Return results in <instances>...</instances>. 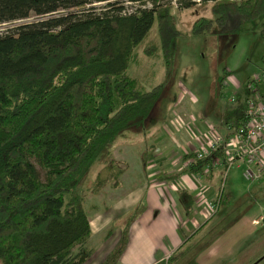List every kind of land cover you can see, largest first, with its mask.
<instances>
[{
	"label": "trees",
	"instance_id": "obj_1",
	"mask_svg": "<svg viewBox=\"0 0 264 264\" xmlns=\"http://www.w3.org/2000/svg\"><path fill=\"white\" fill-rule=\"evenodd\" d=\"M124 1L143 7L122 14ZM159 1L0 0V24L11 23L0 30V264H83L90 256V225L74 190L103 151L109 159L119 131L145 119L156 103L160 84L143 90L127 68L153 24L157 42L143 53L159 52L169 67L180 32ZM176 1L178 8L194 5ZM209 11L191 34L237 33L261 17L264 37V0H213ZM211 157L190 163L188 172L201 175ZM105 172L96 174L92 192L119 187L122 168L109 163ZM143 209L138 202L125 216L100 264L117 262Z\"/></svg>",
	"mask_w": 264,
	"mask_h": 264
},
{
	"label": "rangeland",
	"instance_id": "obj_2",
	"mask_svg": "<svg viewBox=\"0 0 264 264\" xmlns=\"http://www.w3.org/2000/svg\"><path fill=\"white\" fill-rule=\"evenodd\" d=\"M159 3L169 5L171 20L180 32L172 43L169 67L165 68L159 52L143 53L145 45L157 42L153 24L135 48V61L127 68L128 75L143 90L160 84L156 103L145 119L119 131L107 148L109 159L105 161L103 151L74 190L82 197L89 224H106L102 231L101 228L96 231L94 226L93 235L85 244L93 254L85 264H99L102 256L116 244L125 216L136 205L137 192L142 190V185L149 184L145 166L153 157L148 152L155 147L154 138L160 140L166 135V124L182 133L183 138L188 137V129L203 132L205 124L223 132L224 119L235 117L243 110L247 83L252 78L264 77L261 17L245 22L237 33H221L213 28L208 33L191 34L190 26L195 20L211 17L209 7L213 1L188 8H174L169 0ZM102 5L103 2L95 3L97 8ZM34 18L31 16L28 20ZM10 25L0 24V30ZM225 71L228 74L224 78L225 85L220 87L218 80ZM258 87L264 98V83ZM230 96L236 101L230 102ZM252 96L258 97L257 94ZM176 158L181 162V155ZM109 163L122 168L119 187L113 189L106 185L92 192L91 184L96 174L104 175ZM244 169L241 162L228 168L217 167L213 169V183L207 182V174L202 173L201 183L206 182L213 190L209 200L216 203L220 191L222 201L214 209L208 207L205 217L188 214L182 215L183 218L176 207H170L169 215L175 216L178 228L173 230L165 226L161 237L151 239L147 243L149 255L165 252L171 256L158 264H264V175L250 182L242 176ZM152 215L157 216L155 211ZM100 237L106 238L101 242ZM127 262L122 255L116 264Z\"/></svg>",
	"mask_w": 264,
	"mask_h": 264
},
{
	"label": "crops",
	"instance_id": "obj_3",
	"mask_svg": "<svg viewBox=\"0 0 264 264\" xmlns=\"http://www.w3.org/2000/svg\"><path fill=\"white\" fill-rule=\"evenodd\" d=\"M188 108L191 109L189 106ZM188 131L190 135H188L189 133L187 134L184 132L188 137L183 138L182 133L176 132L175 129L166 124V135L162 136V139L160 140H157L156 138L152 140L155 147H153L148 154L152 155L153 158L145 166V175L147 173L146 178L147 181H149V184L141 186L142 190L137 192V198L134 202L137 204L142 201L144 209L130 223L125 247L119 255V258L122 257V255L125 256L128 264H158L162 262L164 258L168 259L170 255L167 256L165 252L150 256L147 243L154 237H161L165 226L171 227L173 230L175 227L178 228L177 223L175 224L174 222L175 216L173 218L172 215H169L170 207H176L178 213H180V217L183 218L188 214H201L205 217L206 208L198 199L203 195L209 200V197L213 194V190L206 182L201 183L202 180L199 179V174L196 176L194 173L188 172L187 168L182 167V159L181 162L176 161V155H181L182 158L185 152L190 153L192 149H196L202 142L201 134L203 133L201 130L197 129L199 134L198 138L193 137L189 129ZM156 135H158V133H156ZM178 145L180 148L177 147ZM176 148H178L179 153ZM141 166L143 171V165ZM206 177L208 178V181L206 180L207 182L213 183L215 178L214 171L211 170ZM166 185L169 188H167ZM206 187L207 189L205 191L204 188ZM153 211H155L157 216L152 215ZM89 225L90 235L86 241L87 244L93 235L94 226L96 227V231L99 228H101L100 231H102V227L106 224ZM105 238L106 237H100V241H104ZM110 250L111 249H109L102 257L104 258ZM92 254L93 250H91L89 257H91ZM83 264H85V262Z\"/></svg>",
	"mask_w": 264,
	"mask_h": 264
},
{
	"label": "built area",
	"instance_id": "obj_4",
	"mask_svg": "<svg viewBox=\"0 0 264 264\" xmlns=\"http://www.w3.org/2000/svg\"><path fill=\"white\" fill-rule=\"evenodd\" d=\"M190 1L194 5L202 3L201 0ZM145 3L148 5L146 7L150 6V2L146 1ZM169 3L174 8H178L179 3L176 0H169ZM123 6L122 14L130 13L137 6L143 7L136 1H124ZM225 76L221 81L222 86L225 85ZM261 83H264V77L252 78L247 83L242 101L243 110L235 117L224 119L223 132H218L213 127L205 124V130L201 134V144L196 149H192L190 152L192 154L191 159L181 162L182 167L187 168L190 163L193 164L212 156L210 163L202 169V173L208 174L217 167L228 168L236 162H241L245 166L242 173L245 180L254 182L262 178L264 175V98L263 94L258 91V84ZM252 94H257L258 97H254ZM228 100L230 102L236 101L234 96H230ZM192 121L193 118H191ZM190 131L193 137H199L197 130L196 132L193 129ZM215 152L219 154H215ZM185 154L189 153L185 152ZM206 189L207 187L204 188L205 191ZM221 193L219 191L216 203L207 200L203 195L198 200L205 206L206 211L208 207L214 209L219 204ZM206 211L205 215L207 214Z\"/></svg>",
	"mask_w": 264,
	"mask_h": 264
}]
</instances>
